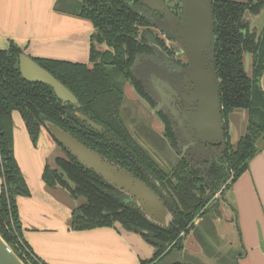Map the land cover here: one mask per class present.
I'll return each instance as SVG.
<instances>
[{"label": "trees", "instance_id": "1", "mask_svg": "<svg viewBox=\"0 0 264 264\" xmlns=\"http://www.w3.org/2000/svg\"><path fill=\"white\" fill-rule=\"evenodd\" d=\"M173 1L174 7L179 0ZM264 0H213L214 64L219 79V95L226 130L225 148L217 158L192 165L180 157L177 137L170 121L163 119L164 136L174 159L169 166L159 163L132 136L120 116L123 87L129 83L137 95L150 101L145 84L134 70L136 60L153 64L160 57L172 56V50L155 29L165 16L145 7L140 0H57V7L90 20L95 32L90 38L89 63L47 58H32L60 81L79 105L62 102L52 87L29 81L19 70L22 49L10 41L0 49V234L25 264H46L31 251L22 235L17 196L30 194L13 153L12 112L18 111L27 133L36 144L44 121L59 126L89 148L130 171L149 185L172 213L169 226L148 220L134 202L83 166L55 138L63 156L45 165L42 179L48 186H61L71 197L84 201L72 213L71 226L77 230L113 226L135 233L153 248L151 257L140 264H163L165 256L180 251L194 220L208 212H217L219 200L209 207L210 199L221 189L220 197L247 169L257 154L256 139L264 134V29L258 41L243 19L247 9L256 14ZM164 32V29H161ZM167 37L171 36L167 33ZM102 43L107 49H99ZM162 52L165 54L163 55ZM250 55L245 71V54ZM160 55V56H159ZM152 60V61H151ZM185 65V64H184ZM247 113L243 133L233 140L229 132L230 115ZM80 112L103 130L92 128L76 116ZM172 149V150H171ZM176 155H175V154ZM167 264H191L173 261Z\"/></svg>", "mask_w": 264, "mask_h": 264}, {"label": "crops", "instance_id": "2", "mask_svg": "<svg viewBox=\"0 0 264 264\" xmlns=\"http://www.w3.org/2000/svg\"><path fill=\"white\" fill-rule=\"evenodd\" d=\"M94 32L90 20L58 8L57 0H0V49L12 41L31 58L90 65ZM124 88L138 97L130 84ZM229 119L230 134L237 140L247 113L237 110ZM12 121L14 157L30 192L16 198L22 235L39 260L46 264H140L151 257L153 248L135 233L113 226L74 229L72 213L84 199L73 198L65 188L48 186L42 179L44 166H53L63 152L44 128L33 144L18 111L12 112ZM217 210L197 217L182 250L169 252L162 263L264 264V151L252 157Z\"/></svg>", "mask_w": 264, "mask_h": 264}, {"label": "water", "instance_id": "3", "mask_svg": "<svg viewBox=\"0 0 264 264\" xmlns=\"http://www.w3.org/2000/svg\"><path fill=\"white\" fill-rule=\"evenodd\" d=\"M146 7L162 12L174 23L166 28L174 37L179 50L186 60L184 81L193 82L194 97L198 100L199 109L196 115L197 128L206 134L203 140L211 141L215 136V122L221 124L219 80L214 64V18L213 0H180L182 5V16L178 18L168 8L164 0H140ZM243 19L248 21L249 31L255 30L256 42L264 29V4L257 14H251L245 10ZM245 71H249L250 55L245 54ZM19 70L23 78L29 81H40L50 85L56 96L62 102H70L79 105L72 92L67 89L47 70L37 64L31 57L24 53L19 54ZM261 86L264 90V73L261 77ZM87 125L97 130L103 127L86 115L75 112ZM220 121V122H219ZM44 125L51 136L55 138L78 162L102 177L107 183L125 194L126 201L134 202L144 213L145 217L153 223L167 227L173 219L172 213L165 206L160 196L144 181L133 175L130 171L116 164L114 161L104 157L97 151L89 148L77 138L45 120ZM221 141L224 142L223 130ZM212 145L220 142H212ZM257 152L264 150V134L255 141ZM209 200V197L206 198ZM214 202L210 204L213 205ZM0 264H25L10 248L8 243L0 234Z\"/></svg>", "mask_w": 264, "mask_h": 264}, {"label": "flooded vegetation", "instance_id": "4", "mask_svg": "<svg viewBox=\"0 0 264 264\" xmlns=\"http://www.w3.org/2000/svg\"><path fill=\"white\" fill-rule=\"evenodd\" d=\"M164 1L166 2L170 11L178 18H181L182 5L180 0H179V5L177 7H174L173 1L171 0H164ZM158 21H159L158 25L160 27L159 30L163 35V36L161 35L158 36L166 42L168 47L171 48L172 56L166 55L165 56L166 59L160 57V59L157 62H153V64L150 63V65L142 64L138 60L135 61L134 70L137 71L138 75L145 84L146 93L150 101L148 102L143 100L139 96L138 97L141 100H143V102L151 109V111L157 117V120L159 121L160 125L162 126L160 133V137L162 139L161 141H164V144L167 145L168 148L170 149L166 137L164 136L165 124L163 122V119L167 118L170 121L175 136L177 137V144L180 150V155H176L175 153L174 154L176 156L185 157L192 165L204 164L207 161H210L212 158L217 159L222 154L225 148L226 130H225L224 118L222 115L221 103H220V115H221L222 125L220 126V124L218 123L217 126V123L215 122L216 125V129L214 130L215 136L211 139L212 142H220V144L212 145L211 144L212 142L209 143V141H204L202 139L203 136L206 137L205 136L206 134L201 133V130L197 128L198 124H197L196 115L199 109V103L197 102L198 100H195L196 97H194L195 90L193 87L195 84L193 82L187 83L184 81L183 78L184 71L186 68L185 57L182 55L181 51L179 50L174 37L170 34V32L166 30V28L170 25H173L174 22L171 19L167 18L166 16L164 19H160ZM245 21L248 24V21L247 20ZM161 29H164L165 31L162 32ZM252 32H255V30H253ZM167 33L171 36V39L167 37ZM255 38H256V33H255ZM101 45H103V47H101ZM99 46L100 49L109 50L108 47L105 45V43H102ZM162 54L165 55L163 52ZM219 100H220V95H219ZM219 129L223 130L224 133L225 139L223 143L221 141V136H220L221 132H219L220 131ZM222 188L223 186H221V189L218 192H216L211 199L209 198L210 201L209 200L208 201L210 204L212 202H214L215 204L217 200L220 199V195H218V193L220 194ZM211 200L214 201L211 202Z\"/></svg>", "mask_w": 264, "mask_h": 264}, {"label": "rangeland", "instance_id": "5", "mask_svg": "<svg viewBox=\"0 0 264 264\" xmlns=\"http://www.w3.org/2000/svg\"><path fill=\"white\" fill-rule=\"evenodd\" d=\"M155 31L158 35L163 36L159 29H156ZM123 90L124 93L123 101L120 106V116L124 124L127 126L134 139L145 150H147L148 153H150L163 166H169L168 157L170 156V154L173 155V153L172 151H170L168 146L164 144V141H161L162 139L160 137V133L162 126L157 120V117L143 102V100L135 95L125 92V88H123ZM232 136H234V133H232ZM161 144L165 147H163ZM172 155L170 156L171 161L176 159ZM218 195L220 194L218 193ZM222 199L223 196L220 197L219 201Z\"/></svg>", "mask_w": 264, "mask_h": 264}]
</instances>
